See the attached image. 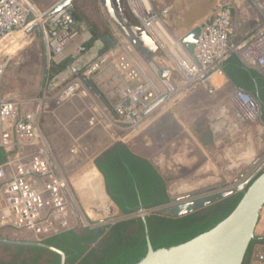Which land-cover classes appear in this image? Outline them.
I'll return each instance as SVG.
<instances>
[{
	"label": "built area",
	"instance_id": "built-area-1",
	"mask_svg": "<svg viewBox=\"0 0 264 264\" xmlns=\"http://www.w3.org/2000/svg\"><path fill=\"white\" fill-rule=\"evenodd\" d=\"M253 2L261 11L264 10V0ZM32 10L29 0H0V38L6 31L23 28ZM134 11H137L135 7ZM143 16L140 18L145 25L159 17V13L154 10ZM37 22L44 31L47 48L57 55L62 54L77 35V22L69 6L50 15H41ZM233 33L229 7L220 8L211 20L202 24L195 49L196 59L185 64L191 71V75L185 73L188 82H205L211 72L233 56L264 73V22L253 37L243 42L233 41ZM87 49L85 45L79 47L82 53ZM128 49L131 51L134 47L129 45ZM158 73L157 67L149 65L141 57L113 48L91 63L83 75L62 87L58 96H69L77 91L86 96L89 89L82 87L84 77L99 80L107 95L117 97L115 122L128 130V140L152 121L155 102L164 95L167 97L162 102L174 100L172 83L167 79L160 80ZM231 98L246 120L254 121L261 116L260 101L245 89L236 86ZM95 120L93 116L90 124ZM38 129V123L31 114V102L25 109L21 101L10 100L0 94V147L9 152L5 163L9 169L0 164V226L29 230L35 240L43 241L74 229L75 224L84 227L99 225V220H88L79 205L73 204L68 179L61 173L49 146L39 145L31 153V143L37 139ZM71 151L74 152L75 148Z\"/></svg>",
	"mask_w": 264,
	"mask_h": 264
},
{
	"label": "rangeland",
	"instance_id": "rangeland-1",
	"mask_svg": "<svg viewBox=\"0 0 264 264\" xmlns=\"http://www.w3.org/2000/svg\"><path fill=\"white\" fill-rule=\"evenodd\" d=\"M190 1H196L195 3H197L198 8L193 11L194 13L190 12L189 17L186 16V21H184L183 16L180 17L181 24H183L184 28L186 26L187 28H191L201 24L206 16H210L217 10V8H221V4L222 6L224 5L229 8L232 7L231 10L234 19L237 15L241 16L244 14L245 10L251 14L253 13V15L262 14L259 8L252 4L251 0ZM190 1L188 2L189 5L193 3ZM124 2L129 6L128 0H124ZM149 3L151 4L153 11L156 10L157 12L160 9L162 10L166 4H175L173 2H161L157 0H149ZM81 5L90 21L92 24H95L99 32H102V29H104L103 33L111 35L113 38H119V36L121 38L123 36L120 28L115 24L113 19L107 15V11L104 9L100 1L82 0ZM130 5L135 7L137 10L136 13L138 12L137 14L140 17H144L143 13L146 11V8H144L145 11L142 12L144 7L142 2L130 0ZM127 8L131 13L130 6ZM133 10L131 17L136 20L135 15H133ZM170 12L177 13L179 11L174 8L172 11L167 12V14H169L168 16L158 13L159 18L171 28L172 22L170 20H174L179 16L170 15ZM179 38V35L176 34V36L173 37L172 42L176 47L178 46L180 48L183 54L176 52L175 54L177 58L175 55L173 56L174 59L173 57L170 58L173 60L176 59L175 63L170 59L166 60V63L173 66L172 75L178 83L173 85L176 94L173 97L175 100L170 101L166 105V111L160 115L159 118L162 119L158 121L159 123L156 122L157 120L155 121L156 123H150L143 133L137 136L134 140L129 141L127 145L136 153L148 157L155 165H157L164 175L167 176L171 172H174V177L171 179L168 178V184L170 186L179 184L181 180L191 181V179H195L197 177L196 175L201 173L202 165H205L209 168V171H211L212 174L209 172L208 175L205 174L199 178L208 177L209 175H215L218 177L211 178L212 176H210L209 178L211 182L208 187H222V184H225L226 187H229L228 189H231L244 179L241 174L246 170L252 169V166H250L251 164L248 166L245 160L240 161L236 157L230 158V160H217V151H215V154L206 157L202 153L200 154L198 152L199 150L193 145V147L190 145L187 146V144L185 145L182 142L183 135L186 134V131H182L184 127H193L202 118L207 119V117H217L219 115V107L215 108L218 103L213 101V93L210 91H204L205 84L200 85V91H188V88L193 86L192 82H194V80L188 82L185 79L186 75L185 72L182 71V68L183 64L187 65L189 61H191L192 56L184 49V47H180L179 44L181 43L179 42ZM108 49V46H105L102 53H105ZM161 55L163 57L166 56L162 52ZM168 55L169 57L171 56L169 53ZM144 57L145 56L142 54V58ZM43 63V56L41 57L40 53L31 48V46L15 55L0 53V94L3 97L12 100H21L22 106L25 109L29 107L31 102V114L35 116L36 120L40 123L41 132L49 141H51V144L57 148V150H55V155L58 165H66V175L75 202L78 203L82 214L88 220L97 218L92 212V204L95 201L92 198L93 192L98 194V196L101 194L99 197L100 199L103 197V192L105 191L102 184V177H100L98 171L95 170L93 159L112 144L114 140H112V138L109 139L107 134L101 129H94L87 133L88 125H86V119L87 117L90 118V114L87 111L86 104L88 101L86 99H73L65 103L54 102L52 104H50L48 100H41V98L44 97V92L48 91L47 82H45L43 78ZM183 88H185V91ZM226 89L229 94L227 97L228 102H226V104L233 106L231 94L235 87L231 84L230 91L229 86H226ZM194 117L199 120L195 121L193 119ZM254 129H257L256 126L251 127L252 131H254ZM72 131L84 135L82 141L83 150L80 154L82 156L76 158L71 157L67 150V147H69L68 134ZM262 144V141L260 142L254 138L253 145L258 148L257 156L259 159L264 155V145L262 146ZM225 147L226 146L224 145V149ZM191 150L193 152L188 155V152ZM175 153H183L182 158L177 155L174 156ZM193 157L197 159L192 162L191 160H193ZM188 158H190V161L192 162L191 164H188L187 161H185V159L189 160ZM202 158H204V160H202ZM258 163H260V160L255 161L254 165ZM95 172L99 176L94 174ZM92 180H95L98 184L99 188L97 192L92 188ZM104 196L105 199H103L100 204L98 203L97 207L101 211L108 210L110 212L106 215H102V219L99 222L117 221L121 216L113 206L112 201L109 200L106 193ZM261 214L260 220L262 222L261 224H263L264 208ZM261 224L256 236L264 237V230L262 229ZM82 226V224L74 225L77 229ZM0 236L15 240H35L34 234L29 230H18L14 227L6 226H0ZM255 247L256 254L264 256V244H258ZM12 251V249H6L4 246L0 245V259H5ZM255 263L264 264V257H256Z\"/></svg>",
	"mask_w": 264,
	"mask_h": 264
},
{
	"label": "crops",
	"instance_id": "crops-1",
	"mask_svg": "<svg viewBox=\"0 0 264 264\" xmlns=\"http://www.w3.org/2000/svg\"><path fill=\"white\" fill-rule=\"evenodd\" d=\"M29 1L31 3V6L33 7V10L27 16L26 22H25L23 28H15V29L6 31L4 33V35L0 38V53L15 55V54L23 51L27 47L31 46V48L35 49L36 51H38L40 53L41 57L43 56V58H44L43 78H44L45 82H47V87H48L47 92L48 93L44 92V95H43L44 97L41 98V100L42 99L48 100L50 102V104H52L54 102L65 103V102L71 101L73 99H79V100L80 99H86L88 101L86 106H87V111L90 114V118L87 117V119H86V125H88L87 133L90 132L91 130H94V129H101L102 131H104V133L107 134L109 139L112 138V140H114L113 143L110 144L106 149H104L100 154H102L104 151H106L108 148H110L112 145H114L117 142H124V143L128 144L129 141L134 140L137 136H139L141 133H143V131H145L148 128V125L150 123H153L156 120H157L156 122H158L160 119H162L159 117L164 111H166L165 109H166V105L169 103L168 101L161 102V103L157 104L156 106H154V110L152 111V116H151L152 121L147 126H145V128L142 130V132H140L138 135L134 136L133 138H130L127 140L126 137L129 135L128 130H126V128H121L115 122L116 121V119H115L116 113H115L114 107H115L117 97L113 96V95H107L105 93V90L102 89V86H100L99 80H96L95 78L88 77V76L84 77V80H83L84 84L82 85V87H87L89 89V94L86 96L82 95L79 91H77L76 93L71 94L69 96H65V97L58 96L59 91L61 90L62 87H64L67 83L71 82L73 79L78 77L80 74L83 75L85 69L87 68V67L84 68L82 72L78 73L77 75L73 76L69 80L65 81L60 86H55V76L58 72L61 71L58 69L59 65L67 59L72 61L77 56H79L82 53L79 51L80 46L85 45V46H87V48H89L91 45H88V43L92 37V34H91V31L88 29L86 24H83V23L76 24L75 28L77 30V35L74 37V39L72 40L70 45H68L66 47L64 52L60 55H57L53 51H49V49L47 48L46 42H45L44 31H43L42 27L40 26V24L37 22V20H38L39 16L47 15L48 11L55 4H57L60 0H29ZM95 1H100V3L102 4L101 0H95ZM128 1H129L130 10L132 13V10L134 9V7H132V5H130V0H128ZM157 1H161V2L166 1V2L175 3L174 5L173 4H171V5L166 4L163 7V9L167 8V9H169V11H172L175 8V10H177L179 12H177V13H171L170 12V15L183 16L184 21H186L185 18L189 17L190 12H193L194 10H196L198 8L197 3H195L196 1H190V0H157ZM189 1L193 2V3L189 5L188 4ZM251 1H252V4L254 6H256L254 4L253 0H251ZM129 6H128V4H125L124 0H119V10L122 13H124L129 18V20H133V18L131 17L130 11H128V8H127ZM220 7L223 8L226 6H224V5L222 6V4H221ZM219 9L220 8H217V10L213 14H211L210 16H206L203 19V21L201 22V25L204 22L211 20L212 17L214 16V14ZM231 9H232V7L230 8V10ZM144 11L145 10L143 8L142 12H144ZM260 12L262 13L261 14L262 16L260 14H254L253 15V13L251 14L245 10L244 14H242L241 16L237 15L236 18L234 19V15H233V12L231 10V16H232V21H233V25H234V33L232 35L233 41L240 43V42H243L244 40H246L248 38L253 37L257 33V31L261 27L262 23L264 22V11L260 10ZM135 13L136 12L134 11L133 15H135ZM107 15H108V13H107ZM153 21H155V20L152 19L149 22L152 23ZM160 23H161V25H160ZM115 24L119 27V25L116 22H115ZM145 28H146L147 32L154 38V40L156 41V43L159 46V48L151 56L150 60H147L146 57L142 58V54L145 56V53L139 51L129 41V39L125 36V34L122 31L121 32H122L123 36L121 38H120V36H119V38H117V37L113 38V37H111V35L103 33L104 29H102V32H100L101 33L100 38H102L104 36H108L114 40L113 46L112 47L108 46L109 49L106 52L110 51L113 48H117L118 50L123 51V52H127L130 55L139 56L149 65L157 67L158 72H159L160 68H164V67L170 68V73L166 78H162L159 75V73L157 74V77L160 80H163V79L169 80L172 83V85L178 84L177 80L172 75L173 66L166 63V60H169L174 55L176 56V54H175L176 52H179V54H183L181 52L180 48L178 46L176 47L174 45V43L172 42V39H173V37L176 36V34L179 35V37L181 38L187 32V30H189V28H187V26H186L182 30H176L174 28H170L167 23L162 21V19H160L159 23L157 21L156 23L152 24L151 27L146 25ZM129 45H132L134 47V49L130 51L128 49ZM179 45H180V47H183L182 44H179ZM161 52L163 54H165L166 56L163 57L161 55ZM168 53L171 54L170 57H169ZM103 54L104 53H102V55ZM236 57L239 58V60L242 62L243 66L245 68L256 70L259 73L263 74L258 67L248 66L241 60L240 57H238V56H236ZM176 58H177V56H176ZM173 59H174V57H173ZM173 59H170V60L173 61V63H175L176 59L175 60H173ZM193 59L194 58L192 57L191 61ZM191 61H189V62H191ZM225 62H223L222 65L217 70L211 72V75L205 80V82L195 83V84H193L192 87L188 88V91H190V92L200 91L201 90L200 85L205 84L206 86H205L204 91L205 92L206 91L212 92L213 93L212 98H214L213 101L215 103H218V104H216L215 108L219 107V112H218L219 115L217 117H212V118L207 117V119L202 118L201 120L196 119L194 117L193 119L195 121L196 120H199V121L193 127H191V126L184 127L183 126L184 128L182 129V131H186V134L183 135V138H182L183 141L182 142L185 145L187 144V146L193 145L194 147H196L197 150H199L198 152L200 154L202 153L206 157L208 155L215 154V151H217L218 152V154H217L218 156H216L217 160H223V159L230 160V158H234V157H236L240 161L245 160L246 164L248 166L250 164H251L250 166H252V169L246 170L245 172H243V174H241L242 178L243 177L246 178L249 175L254 174L256 172L259 173L264 169V155L259 159V157L257 156L258 155V152H257L258 148L254 147V145H253L254 138H256V140H258L260 142L262 141V143H263L262 146L264 145V120L262 119L261 116L254 121L246 120L244 118V116L242 115V113L240 112V110L238 109V107L236 106V104L234 103V101L232 100V98H231V100L233 102V106L226 104V102H228L227 97L229 96V94L227 93L228 90L226 89V86H229V91H230L231 84L234 87H236L237 85L235 84L233 79L227 73ZM263 76H264V74H263ZM104 81H107V79ZM255 86H256L257 92H260L259 84L257 81H255ZM183 90L185 91V88H183ZM7 99H9V98H7ZM10 100H12V99H10ZM15 101H21V100H15ZM32 101H35V100H32ZM93 116L96 118L95 123L90 124V119ZM34 118H35V116H34ZM35 120H36V118H35ZM207 120H209V121H207ZM36 122L38 123V126H39L38 137L33 143H31V153L34 152L38 148L39 145L46 144L51 149L53 155L55 156L56 163H57V158L55 155V150H57V148L54 147L51 144V141H49L48 138L41 132L40 123L37 120H36ZM252 126H256V128L258 130L254 129V131H252L251 130ZM190 128H191V130H190ZM68 135H69L68 136L69 137V147H67L68 148L67 150H68L69 155L73 158L82 156L80 154L83 150L82 141H83L84 135H82L78 132H75V131L70 132ZM224 145L226 146L225 149H224ZM72 148H75L74 152L71 151ZM192 150L190 152H188L189 153L188 155H190V153L193 152ZM5 152H6L7 156H6V159L4 160V162H2V163L4 164L3 165L4 168L9 169L8 165L5 164L6 161L9 159V157H8L9 152H7V150ZM182 154L183 153H175L174 156L177 155V156H180L182 158ZM96 157H94V159H93L94 167H95V170L98 171V173L101 177L102 174L100 173L99 169L97 168V166L95 164ZM188 159L189 160L185 159V161H187L188 164H191L197 158L193 157V160H191L192 162L190 161V158H188ZM202 160H204V158H202ZM257 160H260V163L254 165L255 161H257ZM57 165H58V163H57ZM58 166L61 169V173L68 179V177L66 175V170H67L66 165L63 164V166H60V164H59ZM201 169H202L201 173L196 175L197 177L195 179H193V180L191 179V181L181 180L179 185H189L188 189H190V190L198 189L200 187L201 188L208 187V185L211 182L209 177L212 175H209L208 177H203V178H199V177H202L205 174L208 175L209 172L211 173V171H209V168H207L205 165H202ZM94 174L98 175L96 172ZM211 178H218V177L213 175ZM68 183H69V180H68ZM69 188H70V193H71V198H72L73 204H76L77 202H75V200H74L70 185H69ZM92 188L96 192L98 191L99 187H98V184L95 180H92ZM104 191H105V189H104ZM103 194L105 195V192H103ZM104 195H103V197H101L99 199L100 195L98 196V194L93 192L92 198H93V200H95L94 201L95 203L93 202L92 212H93L94 216L97 217V218H93V220H99L100 221L102 219V215H106L110 212L108 210H105V211L102 210L101 211L99 208H97V204L100 203L101 201H103V199H105ZM77 205H78V203H77ZM260 219H261V216H260ZM261 223H262L261 220H259V223H258L257 228H256V234H257L258 228L260 227ZM261 227L264 230V223L261 224Z\"/></svg>",
	"mask_w": 264,
	"mask_h": 264
},
{
	"label": "trees",
	"instance_id": "trees-1",
	"mask_svg": "<svg viewBox=\"0 0 264 264\" xmlns=\"http://www.w3.org/2000/svg\"><path fill=\"white\" fill-rule=\"evenodd\" d=\"M81 1L73 0L69 9L77 24H86L91 31L92 37L88 43L91 45L97 38H100L101 33L90 21ZM70 61L69 59L63 61L58 69H64ZM225 64L226 71L235 84L253 94L260 101L261 117L264 120L263 74L245 68L236 56L229 58ZM255 81L259 84L260 92L256 90ZM6 156V152L0 147V164L4 162ZM95 164L105 177L106 193L117 204L122 217L108 225L105 239L94 247L89 242L86 245L80 243L83 234H80L77 228L60 232L43 240L59 246L67 254L70 249L65 245L69 242L76 243V248L80 249V252L75 259L70 257L71 264L76 263L80 258V264H133L141 259L147 251V240L144 220L139 209L140 202H143L148 210L146 217L150 238L153 246L158 248L183 243L211 229L232 212L243 195L241 191L212 203L202 210L182 216H173L155 210L169 201V195L164 174L150 159L135 153L126 143L117 142L97 156ZM124 196L130 198L128 205L123 202ZM89 231L94 233L96 228ZM98 237L93 235L89 241L94 242ZM258 244H264V237L256 236L252 240L247 253V264L250 263L253 250Z\"/></svg>",
	"mask_w": 264,
	"mask_h": 264
},
{
	"label": "water",
	"instance_id": "water-1",
	"mask_svg": "<svg viewBox=\"0 0 264 264\" xmlns=\"http://www.w3.org/2000/svg\"><path fill=\"white\" fill-rule=\"evenodd\" d=\"M73 0H60L47 13L58 12L64 7L71 5ZM108 15L115 21L129 41L141 52L145 53L147 60L151 59L153 53L159 48L154 38L147 32L141 18L135 13L136 20L129 18L119 10V0H101ZM169 9H160V14L168 16ZM181 16L170 20L171 28L181 30ZM202 25L198 24L189 28L179 38V42L185 50L196 59L195 49L201 34ZM114 40L108 36L97 38L91 46L58 72L55 76V86H60L68 79L82 72L95 60L100 58L105 46L112 47ZM170 68H160L159 75L166 78ZM167 95L162 96L153 107L161 103ZM241 115V114H240ZM101 173V172H100ZM102 177V176H101ZM242 183L234 190L231 189L224 194L233 191H243L242 198L232 212L211 229L200 233L194 238L183 243L171 246L155 248L150 238L147 224V215L144 206L141 207L142 218L145 224V236L147 240V251L145 255L133 264H243L250 244L256 238V228L264 208V170L250 183ZM249 184V185H248ZM196 206L193 201L176 206V215H183ZM0 242L39 245L58 252L62 256V264H65V253L42 240H15L0 237Z\"/></svg>",
	"mask_w": 264,
	"mask_h": 264
},
{
	"label": "flooded vegetation",
	"instance_id": "flooded-vegetation-1",
	"mask_svg": "<svg viewBox=\"0 0 264 264\" xmlns=\"http://www.w3.org/2000/svg\"><path fill=\"white\" fill-rule=\"evenodd\" d=\"M173 173L174 172H171L167 176L164 175V177L166 179V183H167L166 189H167V193L169 195V201L166 202L165 204L155 208V210L163 211V212H165L169 215H173V216H182V215H176V212L178 211V209H176L177 205L193 201L194 204H196V206L193 208V210H191L188 213L202 210L203 208L207 207L208 205H210L212 203L223 200L229 196H232L234 194L241 192V190H237V191H233L230 194H226V195L224 194L225 192H227L231 189L234 190L235 188L239 187L242 183H248L257 175L258 172L251 174L248 177L244 178L243 180L238 182V184L236 186H233V188H231V189H228L229 187H226L225 184H222L223 185L222 187L221 186L220 187H206V188L200 187L198 189H192V190L188 189L189 185L177 184L175 186H170L168 184V180L174 177ZM102 184H103L104 189H105L106 183H105V177L103 175H102ZM105 193H106V191H105ZM106 195L108 196L109 200L112 201L113 206L117 209L119 215L121 216L122 213H121L120 209L118 208L117 204L113 201V199L107 193H106ZM129 199H130L129 197L124 196L123 202L126 203V205H128ZM142 206H144V204H143V202H140L139 209H140L141 215H142V210H141ZM144 208H145V206H144ZM145 212L147 215L148 210L146 208H145ZM188 213H186V214H188ZM183 215H185V214H183ZM113 223H115V220L104 222V223L102 222L95 227H84V226H82L81 228H78V232L80 234H83V238H82V240H80V243L83 245H86L89 242V243H91V245L93 247L97 246L98 245L97 243H101L105 239V237L107 235L106 232L108 231V225L113 224ZM92 228H96V232L93 233V232L89 231V230H92ZM93 235H96L99 237L96 241L90 242L89 240ZM44 242H46V241H44ZM46 243L63 250L62 248H60L59 246H57L53 243H50V242H46ZM0 245L4 246L6 249H12L13 250L8 257H6L5 259H0V264H2L3 262H6V264H62L61 254H59L58 252L53 251L51 249H48L46 247H43V246L31 245V244H16V243H7V242H0ZM76 246H77V244L76 243L73 244L72 242H69L67 245H65V247L70 249V252H68V254L65 252V250H63L65 255H66L65 264H71V259H75L77 257L78 253L80 252V249L76 248ZM255 249H256V247L253 250V255L250 259L249 264H256L255 263L256 257H258V258L264 257L260 254L257 255L255 252ZM58 255H59V257H58ZM70 257H71V259H70ZM58 259H59V262H58ZM247 259H248V257L246 255V257L243 261V264H247ZM80 260H81V258L78 259L76 261V263H74V264H80ZM35 262H37V263H35Z\"/></svg>",
	"mask_w": 264,
	"mask_h": 264
},
{
	"label": "bare ground",
	"instance_id": "bare-ground-1",
	"mask_svg": "<svg viewBox=\"0 0 264 264\" xmlns=\"http://www.w3.org/2000/svg\"><path fill=\"white\" fill-rule=\"evenodd\" d=\"M132 1V0H131ZM142 2V4H143V8H146V11L144 12L145 14L147 13V12H152L153 11V8L151 7V4L149 3V0H135V2ZM143 13V14H144ZM154 20L155 21H153L152 23L151 22H147L146 23V25L147 26H150L151 27V25L152 24H154V23H156L157 21H158V23L160 22V18L159 17H156V18H154ZM160 25H161V23H160ZM182 71L183 72H185V73H187L188 75H191V71L189 70V69H187V66L185 67V65L183 64V68H182ZM187 189V188H186ZM99 195H101V194H99ZM95 203V202H94ZM100 204V203H99ZM93 205V204H92ZM98 208V207H97ZM96 210V209H95Z\"/></svg>",
	"mask_w": 264,
	"mask_h": 264
}]
</instances>
